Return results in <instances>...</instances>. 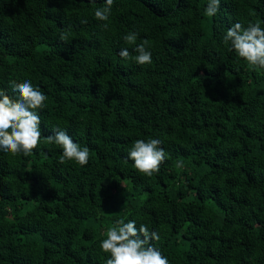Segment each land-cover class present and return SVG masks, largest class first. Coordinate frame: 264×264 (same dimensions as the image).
Here are the masks:
<instances>
[{
  "label": "trees",
  "instance_id": "16d2710c",
  "mask_svg": "<svg viewBox=\"0 0 264 264\" xmlns=\"http://www.w3.org/2000/svg\"><path fill=\"white\" fill-rule=\"evenodd\" d=\"M206 5L114 0L98 21L105 0H0V89L28 80L47 96L39 146L0 151V264H106L104 233L129 220L160 234L169 264H264V69L223 41L236 22L264 28V0ZM129 32L151 64L119 56L136 55ZM54 128L86 165L59 162ZM136 139L162 142L151 177L128 159Z\"/></svg>",
  "mask_w": 264,
  "mask_h": 264
},
{
  "label": "clouds",
  "instance_id": "9594fccd",
  "mask_svg": "<svg viewBox=\"0 0 264 264\" xmlns=\"http://www.w3.org/2000/svg\"><path fill=\"white\" fill-rule=\"evenodd\" d=\"M114 0H105V6L97 8L94 16L98 21H108ZM221 0H207L204 9L206 15L215 16ZM81 23H87L82 20ZM104 28L108 25L105 23ZM70 33L61 32L59 39L67 43ZM138 33L129 32L123 39L128 45H135V56H130L127 48L121 49L122 59H132L138 65L151 64L152 53L150 42L144 39L137 44ZM225 44H230L231 50L238 59L246 61L253 69H264V28L259 23H249L247 27L240 22L234 23L223 36ZM10 87L17 95L6 94L0 89V151L13 155L29 156L39 146L41 139V120L37 110L45 108L47 96L25 80L22 83L12 81ZM54 134L46 137L48 143L58 145L62 149L59 159L61 164L73 161L84 166L89 161V149L74 142L65 130L53 129ZM159 139H136L128 151V159L134 162L135 169L151 177L159 172L160 165L165 161L166 153ZM105 237L100 241V248L110 258L106 264H169L166 256L153 246L152 241H158L160 234L150 232L146 225L137 222L117 221L108 227Z\"/></svg>",
  "mask_w": 264,
  "mask_h": 264
}]
</instances>
